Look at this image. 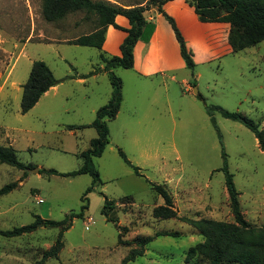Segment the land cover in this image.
Masks as SVG:
<instances>
[{
    "label": "rangeland",
    "instance_id": "rangeland-1",
    "mask_svg": "<svg viewBox=\"0 0 264 264\" xmlns=\"http://www.w3.org/2000/svg\"><path fill=\"white\" fill-rule=\"evenodd\" d=\"M104 1L130 7L146 5L148 0ZM42 6L43 0H0V88L5 91L0 99V145H6V135L16 138L19 160L33 165L24 172L0 164V188L17 182V174L28 175L23 185L0 197V230L29 225L35 221V215L44 221H61L70 212L80 211L81 198L93 184L92 177L47 175L40 174V170L69 173L81 167L80 153L97 137L96 129L90 126L95 119L91 110L106 105L113 91L108 75L102 74L98 80L90 78L93 68L103 63L99 56L102 50L61 44L59 52L66 58L63 61L57 48L38 43L61 40L64 36L71 39L73 33L80 32L79 28L89 34L96 27L95 16L75 12L63 20L48 22ZM29 37L27 56L44 60L58 77L67 75V79H72L80 73L87 82L67 81L57 95L49 92L22 114V85L30 72L22 79L26 56L13 70L11 79L9 74ZM15 46L18 47L12 58ZM197 70L202 75L196 78V94L187 89V85L194 89L193 74L197 76L191 70L185 84L182 75L176 81L159 77L147 80L132 70L112 68L121 81L122 102L116 118L107 122L109 144L93 160L101 183L88 194L86 216L75 219L64 233L59 258L45 264H122L134 245H119V228L102 214L105 197L116 202L114 213L119 225L128 228L122 233L124 241L163 232L179 234L156 237L146 246L143 256L128 264H208L201 257L185 261L188 250L203 242L204 237L180 218L154 216V209L164 205V200L146 178L166 185L178 217L233 223L221 170L223 150L245 219L251 226H264V153L246 126L214 111L212 117L218 133L206 107L221 106L264 127V42ZM13 80L20 82L14 88ZM158 84L161 88L155 89ZM119 149L141 169L145 178L136 175L123 161ZM59 230L40 224L36 231L21 237L0 235V264H34L55 244Z\"/></svg>",
    "mask_w": 264,
    "mask_h": 264
},
{
    "label": "trees",
    "instance_id": "trees-1",
    "mask_svg": "<svg viewBox=\"0 0 264 264\" xmlns=\"http://www.w3.org/2000/svg\"><path fill=\"white\" fill-rule=\"evenodd\" d=\"M171 0H148L146 5H134L122 7L111 4L104 0H43L42 13L46 21L56 22L63 20L70 13L85 12L87 17L95 16L96 24L93 32L82 35L69 44L94 47L102 50L105 41V33L108 26H114L127 33L126 38L120 46L121 56H107L101 53V61L105 64L104 70L111 81L113 91L109 102L100 107L95 114V119L90 126L97 131V137L90 141V147L80 153L82 165L79 169L60 173L54 169H41L40 174L59 175L64 177H75L78 175H90L93 184L84 192L81 198V208L78 212H70L61 221H44L40 216L35 215V221L29 225L14 227L10 230H0V235L6 238L21 237L36 231L40 224L44 226L57 227L59 230L55 244L42 254V257L34 264H45L49 259H58L64 248L63 236L68 231L75 219L84 218L89 208L88 194L94 186L101 183L100 174L94 165V158L100 157L106 146L109 144V127L107 122L116 118L122 102L121 81L117 78L112 68L121 67L132 69L134 65L133 49L138 40L141 39L142 31L147 25L144 13L152 8L165 16L172 26L176 39L180 46L181 56L189 70L194 71L195 62L193 54L186 45V42L176 26L175 21L163 11V5ZM195 8V12L203 22H226L231 26L229 41L233 52L237 53L247 48L254 47L264 41V0H187ZM124 16L128 19L130 28L124 29L115 23V18ZM99 69L91 72L94 74ZM61 81L57 79L52 70L44 61H34L27 82L22 85L21 113H28L41 99V97L53 86ZM196 80L193 81V87ZM207 111L212 122L219 133V129L212 117L214 111H218L223 117L240 122L246 126L255 136L258 146L264 153V127L238 112H229L218 105H207ZM73 129L74 127H69ZM119 155L123 161L134 170L136 175L145 176L141 169L135 166L119 149ZM223 155L222 171L225 175V186L228 193L233 223L209 220L201 218L199 220L178 217L177 210L174 209V201L166 185L155 184L146 178L155 192L164 200V205L154 209L156 218L171 219L180 218L182 221L193 226L204 237V241L197 243L188 250L185 261L188 263L191 258L201 257L208 264H264V226H251L245 219L240 206L239 192L237 191L233 176L229 172L225 151ZM0 164L10 165L18 170L26 172L33 168L31 164H25L18 158L17 151L11 145H0ZM19 186L18 182H12L0 188V197L7 195ZM130 200V197H125ZM121 205L124 202H120ZM116 202L105 197L102 214L108 222L116 224L119 228V245H134L122 260V264L135 261L143 256L146 246L158 236H179L178 233H156L153 237H136L133 241H124L123 232L127 227L119 225V218L114 213Z\"/></svg>",
    "mask_w": 264,
    "mask_h": 264
},
{
    "label": "crops",
    "instance_id": "crops-1",
    "mask_svg": "<svg viewBox=\"0 0 264 264\" xmlns=\"http://www.w3.org/2000/svg\"><path fill=\"white\" fill-rule=\"evenodd\" d=\"M163 11L175 21L176 26L187 44V47L193 53V60L196 65L194 73H197L196 77L195 74H193V78L195 80L202 75L201 72H197V69L200 66H209L215 62H222L224 59L238 55V53L241 52H233L232 45L229 41L231 30L229 23L201 21L198 14L195 12L194 6H192L187 0H171L163 5ZM144 16L147 21V27L145 26L146 28L142 31L141 39L138 40L134 46V65L132 69L128 70H132L138 77L147 80H153V78L159 77L162 80L170 79L172 81H176L178 75H182V80L185 84H188L186 74H188L189 69L181 56L180 46L170 23L166 20L163 13L157 10V8H150L149 10H146ZM115 23L124 29L130 28L129 21L124 16L118 15L115 18ZM79 31L80 32L78 33H73L71 39H67V36H64L61 40L56 39L38 43L51 47L53 46L55 49L57 48L56 52H58L60 60L64 61L66 58L63 53L59 52V46L61 44H69L68 41L75 40L82 35L88 34L81 32L80 28ZM126 36L127 33L125 31L117 29L114 26H108L105 33V41L102 47L103 53L109 54V56H121L120 46ZM30 43V37L23 42L22 47L17 53L15 62L12 64L9 74L10 79L12 78L13 70L16 66H18L21 58L26 56L27 60L23 63V75H21L22 79H24L27 71H31L33 62L38 60V58L27 56V47ZM17 47L18 46H15L13 48V52H11L12 58L16 53ZM100 54L101 52L99 53V56ZM233 64L238 63L233 62ZM104 67V63L96 67L99 69L98 72L90 74V78L92 80H98L102 74L108 75L104 70ZM94 69L95 68H93V70ZM51 70L55 77L61 82L58 85L51 87L41 97V99L44 96H47L51 91L54 95H57L61 86H63V84L67 81H72L77 84H85L87 82V79L80 73H77L75 78L67 79V75L64 77H58L55 71L53 69ZM89 73L90 71L88 74ZM69 76L71 75L68 74V77ZM19 83L20 82L13 80L11 81V87L14 88L19 85ZM159 88H161L160 84L155 86V89ZM187 89L190 91L194 90L188 85ZM4 92L3 88H0V99ZM97 110L98 108L93 107L91 111L96 114ZM6 140V145L13 146L18 153L16 138L6 135ZM16 177L20 186L28 179V175L25 176L23 174H17ZM180 211H182V209Z\"/></svg>",
    "mask_w": 264,
    "mask_h": 264
},
{
    "label": "water",
    "instance_id": "water-1",
    "mask_svg": "<svg viewBox=\"0 0 264 264\" xmlns=\"http://www.w3.org/2000/svg\"><path fill=\"white\" fill-rule=\"evenodd\" d=\"M194 93L197 94V89L195 87H194ZM33 171L39 172V169L38 168H34Z\"/></svg>",
    "mask_w": 264,
    "mask_h": 264
}]
</instances>
